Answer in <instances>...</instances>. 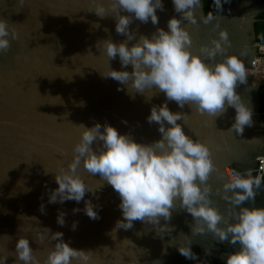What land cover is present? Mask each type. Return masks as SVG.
I'll use <instances>...</instances> for the list:
<instances>
[{
  "label": "water",
  "instance_id": "water-1",
  "mask_svg": "<svg viewBox=\"0 0 264 264\" xmlns=\"http://www.w3.org/2000/svg\"><path fill=\"white\" fill-rule=\"evenodd\" d=\"M207 1L202 0L203 7L196 11L197 23L183 25L192 39L190 51L200 54L202 45L218 39V32L225 30L231 44L227 54L247 52L243 59L252 71L247 83L238 85L236 91L253 107L254 126L246 127L239 136L228 131L234 122L233 108L213 121L189 105L181 109L171 101L168 106L173 112L186 114L185 120L178 123H183L188 135L209 145L220 173H226L228 167L241 172L248 168L258 171L260 163L256 158L264 157V103L253 70L259 55L256 25L264 15V0H232L222 12L212 7L210 11L220 16L216 31L212 30L215 21L205 25L200 20L206 15ZM96 2L107 8L112 0H0V19L18 33L10 51L0 55V254L14 252L16 238L26 235L33 249H40L37 254L43 256L52 242L47 238L41 242L38 234L48 228L50 234L62 232L65 242L73 248L92 251L94 264H197L177 251L184 234L192 238V250L201 260L226 264L227 254L238 245L218 243L211 233L192 236V217L179 208L167 222L174 230L162 239L156 226L139 220L129 230L113 231L117 220L122 219L120 198L106 183L96 195L86 193L84 198L100 206L97 220L83 213L84 201L47 203L49 191L58 187L53 172L67 168L72 161L73 147L80 140L77 126L108 123L138 142L160 139L158 125L149 124L146 117L153 104L164 102V94L157 93L148 101L145 95L129 93L126 86L102 76L108 70V58L97 44L109 38L119 43L126 37L115 32L111 15L100 18L89 12ZM163 3L164 11L157 10L158 25L134 21L131 29L139 35H150L157 27L167 30V21L173 16L179 18V14L174 12L171 0ZM222 58L217 55L213 60L205 58V62L213 64ZM109 65L121 70L118 57ZM124 70L132 69L128 66ZM45 169L52 172L45 175ZM81 174L93 188L99 186L98 175L91 177L82 169ZM223 182L216 172L208 181L214 205L227 215L228 202L215 193ZM41 204L45 205L43 214ZM244 206L253 205L245 202ZM254 206L264 207V191L256 196ZM74 208L81 211L74 214ZM58 211L67 213L64 226L56 222ZM73 222H78L75 230ZM160 224H165L163 218ZM206 248L211 249V255L205 256ZM14 259L9 256L7 264H13Z\"/></svg>",
  "mask_w": 264,
  "mask_h": 264
},
{
  "label": "clouds",
  "instance_id": "clouds-1",
  "mask_svg": "<svg viewBox=\"0 0 264 264\" xmlns=\"http://www.w3.org/2000/svg\"><path fill=\"white\" fill-rule=\"evenodd\" d=\"M231 2L212 0L211 6L222 12L224 5ZM171 3L179 18L173 16L167 21V30L157 27L150 35H139L130 26L134 21L158 25L157 10L164 11L163 0H112L107 8L96 2L95 8L89 11L100 18L111 15L115 20V32L126 37L119 43L109 38L97 44L108 58L109 67L102 76L126 86L129 93L145 95L148 101L157 93L164 94V102L153 104L146 117L149 124L158 125L160 139L151 143L138 142L108 123L77 126L80 140L73 147L72 161L67 168L60 167L53 172L58 187L49 191L47 203L75 201L79 204L84 201L83 213L97 220L100 206L84 198L86 193L96 195L106 183L120 198L118 207L122 219L117 220L113 231L129 230L134 221L139 220L156 226L162 239L174 230L167 222L179 208L192 217V236L211 233L218 243L228 241L238 245L227 254L226 264H264V207L254 206L256 196L264 191V169L248 168L241 172L228 167L226 173H220L209 145L188 135L183 123H178L185 120L186 114L173 112L168 106L171 101L181 109L189 105L213 121L223 116L228 108H233L234 122L228 131L242 136L246 127L254 126L253 107L236 91L238 85L247 83L252 71L246 68L243 59L247 52L227 54L231 46L229 36L227 31L220 30L218 39L212 38L210 43L201 46L200 54H193L190 33L183 25L185 22L197 23L196 11L203 7L202 0H171ZM219 17L208 11L200 20L208 25ZM218 28L216 22L212 30ZM17 39L16 30L10 29L5 19H0V55L7 54L12 41ZM217 55L223 57L219 62H205V58L213 60ZM117 57L121 70L109 65V61ZM128 66L131 71L124 70ZM81 169L91 177L99 176L97 188L83 178ZM254 171L256 175H253ZM49 172L52 171L45 169V175ZM213 172L224 180L215 193L228 202L227 215L221 213L211 198L213 188L208 181ZM245 202L253 206H244ZM40 211L45 213L44 204ZM72 211L75 214L81 209ZM66 215V212L58 211V225H65ZM161 218L165 221L163 225ZM77 223L73 222L72 230L76 229ZM43 229L38 239L43 242L47 238L52 242L46 254L39 256L29 237L20 235L16 238L14 252L0 254V264H7L9 256L15 257L13 264H73L74 261L75 264H94L92 251L73 248L70 242H65L62 232L50 234V229ZM192 244L190 236L181 234L178 253L197 264H208L192 250ZM209 255L211 249L206 248L205 256Z\"/></svg>",
  "mask_w": 264,
  "mask_h": 264
},
{
  "label": "built area",
  "instance_id": "built-area-1",
  "mask_svg": "<svg viewBox=\"0 0 264 264\" xmlns=\"http://www.w3.org/2000/svg\"><path fill=\"white\" fill-rule=\"evenodd\" d=\"M259 55L255 60L253 75L255 84L259 87L264 86V43L257 44ZM261 115L264 118V107ZM259 170L264 169V157L259 160Z\"/></svg>",
  "mask_w": 264,
  "mask_h": 264
},
{
  "label": "trees",
  "instance_id": "trees-1",
  "mask_svg": "<svg viewBox=\"0 0 264 264\" xmlns=\"http://www.w3.org/2000/svg\"><path fill=\"white\" fill-rule=\"evenodd\" d=\"M209 4L206 7V14L208 11L211 10L212 0H208ZM260 22L256 25V32H257V42L263 43L264 42V15L259 17ZM264 90V86L261 88Z\"/></svg>",
  "mask_w": 264,
  "mask_h": 264
},
{
  "label": "rangeland",
  "instance_id": "rangeland-1",
  "mask_svg": "<svg viewBox=\"0 0 264 264\" xmlns=\"http://www.w3.org/2000/svg\"><path fill=\"white\" fill-rule=\"evenodd\" d=\"M263 43H264V42H263ZM258 44H260V43H258ZM259 96H260V100H261V102L264 103V90H261V91H260Z\"/></svg>",
  "mask_w": 264,
  "mask_h": 264
},
{
  "label": "flooded vegetation",
  "instance_id": "flooded-vegetation-1",
  "mask_svg": "<svg viewBox=\"0 0 264 264\" xmlns=\"http://www.w3.org/2000/svg\"><path fill=\"white\" fill-rule=\"evenodd\" d=\"M208 4H209V2L207 1V3H206V7L208 6ZM211 8H212V6H211Z\"/></svg>",
  "mask_w": 264,
  "mask_h": 264
},
{
  "label": "snow or ice",
  "instance_id": "snow-or-ice-1",
  "mask_svg": "<svg viewBox=\"0 0 264 264\" xmlns=\"http://www.w3.org/2000/svg\"><path fill=\"white\" fill-rule=\"evenodd\" d=\"M35 243V242H34ZM40 249H38V248H35V251H39Z\"/></svg>",
  "mask_w": 264,
  "mask_h": 264
}]
</instances>
